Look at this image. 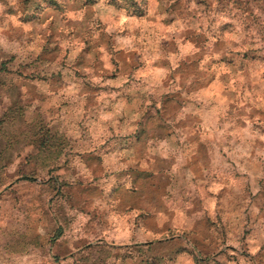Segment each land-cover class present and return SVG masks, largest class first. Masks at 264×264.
I'll return each mask as SVG.
<instances>
[{"label":"rangeland","instance_id":"1","mask_svg":"<svg viewBox=\"0 0 264 264\" xmlns=\"http://www.w3.org/2000/svg\"><path fill=\"white\" fill-rule=\"evenodd\" d=\"M138 64L131 82L149 87L137 107L149 130L134 155L153 165L124 187L102 150L135 143L120 137L135 123L109 101H130L110 85ZM156 142L191 143L194 176L229 183L218 207L240 220L230 216L224 243L255 239L264 261V0H0V264L141 257L125 247L141 216L116 212L125 188L150 212L168 189L194 188L180 180L188 168L149 151Z\"/></svg>","mask_w":264,"mask_h":264},{"label":"crops","instance_id":"2","mask_svg":"<svg viewBox=\"0 0 264 264\" xmlns=\"http://www.w3.org/2000/svg\"><path fill=\"white\" fill-rule=\"evenodd\" d=\"M134 68L138 70L135 77L128 75V78L123 77V84L116 81L110 85L115 90L111 95L112 98H119L120 93L125 91L126 98H130V101H109V104L115 103L114 107L116 108L120 106V110L125 112L123 114L125 121L128 119L133 120L135 123L134 127L120 130V137L124 141L129 142L132 139L135 143L125 147L115 148V145L109 142V145L102 150V153L109 154L110 158L114 160V166H117L116 168L118 170H124V179L122 181L124 187H127L130 183L133 184V180H136L133 176H137V183L139 184L146 182V179H148L147 172L150 171L149 166L153 165V163H150L153 160L149 157L137 158L138 156L134 155L139 151L143 153L142 149L139 151L136 150L134 144H143L142 139L149 130L144 123L142 114H137L138 106H142L143 102L149 104L148 101H145L147 98L146 92L149 87L147 86L146 89L143 85V87L136 89V87L132 86L131 81L137 79L136 76L144 74L140 64H138L137 68ZM146 70L148 71V75H151V73L153 75L156 74L153 71L150 72L149 67ZM120 75L123 76V73L120 72ZM140 79L143 80V78ZM101 102V104H104L103 101ZM131 110H135V113L128 116ZM160 121H162L163 125L165 119L161 118ZM103 124L101 127H103ZM155 132L156 130L152 134V137L156 138L159 143L158 140L160 138L164 139V135L158 132V130ZM113 137L114 135H110V138ZM157 142L154 147L155 149L152 148L149 151L158 154L156 159L160 158L163 160L167 157L177 159L176 169L178 172L185 167L188 168L187 171L190 178H182L180 180L182 184L185 182V186L188 184L194 188H192V194H186L184 192L177 195L173 194L172 196H170L172 192L168 189V193L162 199V210L154 212H150L146 208H142V206H135L132 202L133 205H129L130 199L132 200L134 196L130 194L128 188H125L126 199L124 202L119 201L116 212L132 210L135 213L134 217L141 216L137 223H133L134 228L131 233L134 234L135 241L125 246L127 250H135L137 254H141V257L127 258L125 260L126 264H264L260 256V242L255 241V239L252 243L238 242L237 249L228 245V243H224L222 235L225 232V235L228 236L230 216L238 218V212L229 213L228 210H222L218 207L219 203L222 206L224 196L229 191V183L222 180H211L208 182L205 179H199L194 176L190 169L194 165L191 162H195L192 159L195 153V147L191 143L184 145V147L176 146L173 149H169L164 146V143L158 144ZM185 157L188 160H185ZM134 171L139 172L135 174ZM160 171L162 175L164 173L170 175L168 170L162 169ZM144 172L145 174H143ZM116 182H120L119 179ZM191 198L194 201L190 202ZM238 220L240 219L238 218ZM217 225L220 226L219 229L216 227ZM150 234H156L158 236L157 239H154V241L145 239ZM137 235H141L140 238ZM153 245L161 247L164 252L155 253L153 257H150L146 250ZM245 249L247 251L250 249V252L248 251V253L244 254L243 251ZM143 253L148 256H143ZM111 262H117L119 264L121 260L119 259L118 261L115 259Z\"/></svg>","mask_w":264,"mask_h":264}]
</instances>
